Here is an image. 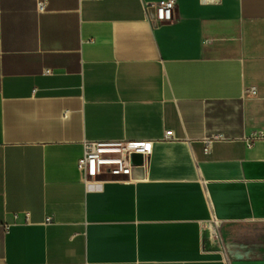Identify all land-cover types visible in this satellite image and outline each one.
I'll return each mask as SVG.
<instances>
[{
	"label": "crops",
	"instance_id": "0c3cea01",
	"mask_svg": "<svg viewBox=\"0 0 264 264\" xmlns=\"http://www.w3.org/2000/svg\"><path fill=\"white\" fill-rule=\"evenodd\" d=\"M164 1L0 0V264H264V0ZM118 140L153 153L86 183Z\"/></svg>",
	"mask_w": 264,
	"mask_h": 264
},
{
	"label": "built area",
	"instance_id": "2783aa9c",
	"mask_svg": "<svg viewBox=\"0 0 264 264\" xmlns=\"http://www.w3.org/2000/svg\"><path fill=\"white\" fill-rule=\"evenodd\" d=\"M216 0H201L202 3H215ZM155 10L153 20L156 24H165L174 21L177 0H165L158 5H151ZM39 11L46 9V3L38 4ZM47 74L51 71L47 70ZM223 138L222 135H215L205 140V153L209 154L212 144ZM164 140H174L173 131H167ZM154 141H107L89 142L83 144L84 154L78 161L77 167L86 183L91 185H101L108 182H129L132 180L133 169L138 167L134 160L135 156H140L144 161L149 158L154 149ZM211 236L220 240L217 228L210 231Z\"/></svg>",
	"mask_w": 264,
	"mask_h": 264
}]
</instances>
